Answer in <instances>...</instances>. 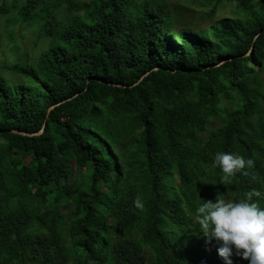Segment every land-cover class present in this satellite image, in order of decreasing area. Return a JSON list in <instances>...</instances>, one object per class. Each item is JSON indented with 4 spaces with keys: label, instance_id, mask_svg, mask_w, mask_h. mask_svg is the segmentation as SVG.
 Listing matches in <instances>:
<instances>
[{
    "label": "trees",
    "instance_id": "obj_1",
    "mask_svg": "<svg viewBox=\"0 0 264 264\" xmlns=\"http://www.w3.org/2000/svg\"><path fill=\"white\" fill-rule=\"evenodd\" d=\"M221 2L196 30L158 0L0 5L43 45L0 72V264H225L195 209L264 208V0ZM221 151L253 163L222 182Z\"/></svg>",
    "mask_w": 264,
    "mask_h": 264
},
{
    "label": "clouds",
    "instance_id": "obj_2",
    "mask_svg": "<svg viewBox=\"0 0 264 264\" xmlns=\"http://www.w3.org/2000/svg\"><path fill=\"white\" fill-rule=\"evenodd\" d=\"M222 172L221 181L229 182L236 172L251 166L253 161L231 153L217 152L213 160ZM260 193L253 189L238 200L217 196L214 201H202L195 209V219L202 233L218 243L217 253L225 264H233L238 256L247 264H264V208L252 200ZM137 207L142 203L137 198Z\"/></svg>",
    "mask_w": 264,
    "mask_h": 264
},
{
    "label": "rangeland",
    "instance_id": "obj_3",
    "mask_svg": "<svg viewBox=\"0 0 264 264\" xmlns=\"http://www.w3.org/2000/svg\"><path fill=\"white\" fill-rule=\"evenodd\" d=\"M87 1V0H80ZM167 5V9L174 11L177 27L187 26L193 30L204 29L215 20L224 16H235L234 3L216 0H158ZM5 2L11 5L12 0H0V5ZM214 8L212 17L208 12ZM16 16V9H11L5 15L0 14V72L7 78L8 72L3 69L5 65L13 64L24 54L28 55L29 61H33L43 45L38 39L36 31L16 26L12 17Z\"/></svg>",
    "mask_w": 264,
    "mask_h": 264
},
{
    "label": "water",
    "instance_id": "obj_4",
    "mask_svg": "<svg viewBox=\"0 0 264 264\" xmlns=\"http://www.w3.org/2000/svg\"><path fill=\"white\" fill-rule=\"evenodd\" d=\"M124 86V85H123ZM51 108V107H50ZM14 133H18V134H21V135H24V136H32V135H36V134H38V133H40V132H38V133H25V132H21V131H17V130H14L13 131Z\"/></svg>",
    "mask_w": 264,
    "mask_h": 264
}]
</instances>
